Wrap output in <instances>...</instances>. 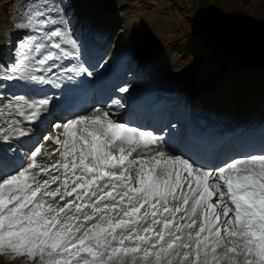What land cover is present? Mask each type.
<instances>
[{"label":"snow or ice","instance_id":"obj_1","mask_svg":"<svg viewBox=\"0 0 264 264\" xmlns=\"http://www.w3.org/2000/svg\"><path fill=\"white\" fill-rule=\"evenodd\" d=\"M53 12L44 4L16 25L33 33L8 70L16 78L50 84L57 62L78 57ZM49 104L17 110L31 122ZM56 127L49 155L59 159L41 166L36 147L25 167L0 176V253L39 264H264V154L197 166L100 108Z\"/></svg>","mask_w":264,"mask_h":264},{"label":"rangeland","instance_id":"obj_2","mask_svg":"<svg viewBox=\"0 0 264 264\" xmlns=\"http://www.w3.org/2000/svg\"><path fill=\"white\" fill-rule=\"evenodd\" d=\"M67 1L63 8L65 25L73 22L74 26L82 20L85 25L88 16L96 18L99 31L102 24H110L109 34L113 36L109 46L112 50L117 48V42L124 46L119 58L125 64L128 61L131 64L125 69V77L129 79L126 82L133 83L126 87L146 83L144 76L139 81L132 78L141 58L147 57L151 67L147 68L146 75L162 72L171 82H185L189 84V90L200 96L207 95L213 102L225 101L229 107L233 104V107L241 106L256 112L264 106V0H84L87 4L81 14L83 17L70 14L68 7L72 4ZM114 2L117 11L108 18ZM41 6L34 0H0V37L3 38L5 30L22 34L24 38L32 35L16 25L29 11ZM123 15L125 20L121 19ZM128 34L134 39L130 44L124 41ZM72 36L75 39V33ZM22 40L17 39L18 43L8 52L9 59L0 65V107L8 103L5 110L0 108L1 137L8 136L11 128L8 124L14 121L12 107L25 103L27 98V93H18L22 90L10 88L11 84H8L9 80L15 79L8 78L12 75L8 70L15 62ZM2 50L3 45L0 46ZM150 50H155V55H149ZM225 71L227 75L223 76ZM36 100L31 97L29 103ZM49 132L46 144L41 147L52 153L56 148L49 149L48 139L54 141L62 130L54 125ZM40 137L45 138L44 134ZM48 162L53 163L51 157ZM0 264L39 262L38 259L15 257L9 251L0 253Z\"/></svg>","mask_w":264,"mask_h":264},{"label":"bare ground","instance_id":"obj_3","mask_svg":"<svg viewBox=\"0 0 264 264\" xmlns=\"http://www.w3.org/2000/svg\"><path fill=\"white\" fill-rule=\"evenodd\" d=\"M80 2H81V5H83V6H85V4H87V3H85V1L84 2L80 1ZM116 11H117V7H116V3L114 2L113 6L109 10V13H108L107 17L110 18L111 16H113V14ZM121 19L125 20V16L123 15L121 17ZM89 21L90 22L93 21V22H91V28L92 29L98 30L100 28V27L95 25L96 18H94V17L87 18L86 22H89ZM102 26H103V29L105 30L106 29L105 26H109V25H107V23H104V24H102ZM117 26H119V25H117ZM125 31H127V28H126ZM108 35H109V33L105 36V40L108 37ZM8 41L6 39L0 37V46L3 45V47H4V43L7 44ZM124 41H126L128 43L129 42L132 43L134 41V39H133V37H130L129 34H128V36L126 37V39ZM122 42H120V43H122ZM116 45H117V48L114 49V50H111V54L109 55V57H111L115 52H116V56H117V53H119V52L123 53L122 45L120 46L119 42H117ZM144 46L147 47L146 45H144ZM155 53H156L155 50H150L148 54L149 55H155ZM147 63H149L148 60H147V57H142L140 65L144 66L145 68H148V64ZM130 65L131 64H130L129 61L125 64L126 67H130ZM228 69L229 68H226V70H228ZM121 74H122V77H123V73H121ZM234 74H235V72H234ZM226 75H227V72L225 71L223 76H226ZM213 77H214V75H213ZM54 78H58V77L57 76H52L49 79H51V80L53 79L54 80ZM20 82H21V80L17 81V84H18L17 86H19ZM125 84H127V83H125ZM26 85H31V83L29 82ZM122 86L123 85H119L118 88H120ZM143 87L145 89L150 88V89H152L151 91L161 90V91H163L165 93H168V94L177 95V97H181L180 99H178L179 102L182 101V100L185 101L189 97L188 94L192 95L195 92V91L189 90V88H188L189 84H187L185 82L174 81V80H173V82H171L170 80L166 79V76L162 72H154L152 74H149V76L147 77L146 83L138 85L137 87H135L132 90L135 91V90H138V89L143 88ZM150 89H147V90H150ZM185 93H187V95H185ZM200 93H201V91H200ZM44 98H46V96H43V97H41L39 99H44ZM202 98H204L205 100L212 101V99H210V98H205V97H202ZM202 102H204V101H202ZM28 104H29V101H26L23 104H20L18 106L12 107V116L14 117V121L12 123L8 124V127H11L10 130H9L8 136L7 137H3V136L1 137L0 136V147H6L7 146L6 142H7L8 139H10V140H15L16 138L18 139V141H16L17 144L14 145V147L11 148V154L14 156L15 161L6 162L7 166L5 168H3V169H1V165H0V176H4V175H7V174H12V173L16 172L17 170L25 167L30 162V159H31L30 154H31V150L33 148V143H32L33 139H35V138L38 139L37 143L40 145V147H41L42 144H45V142H43L38 137L37 130L33 131V128L35 129V128L41 126V122L43 120H46V118L51 119L54 116V114H50L51 108H49V106H46L45 110L42 111V114L36 120L30 122V121L26 120L24 118V116H21L19 114V111L17 110V109H19L20 111H24ZM65 106H66V104H63L62 108H65ZM200 106H202V103H199V102H197V103H195L193 105L192 114H193V116H194L196 121L221 123V120L217 119L216 117L211 116V114L208 111H206V110H202L200 112V114H198L199 111H200V108H199ZM0 108H1V110H5L6 109V108L2 109V107H0ZM234 108L239 110L238 112L244 114L246 117L249 116V112L245 111L242 107L234 106ZM258 112L259 113L264 112V106L261 105L259 107ZM174 122L175 121H173L172 124H174ZM64 123L59 124L58 122H55V123H52L51 126H53V125H56V126L57 125H61L62 126ZM241 125H244V124H241ZM19 129H23L25 134H20ZM60 129L62 130V127H60ZM60 139H64V137L60 136ZM48 141L50 143H53L57 147V145L54 143V141H52L51 139H49ZM160 141H161V147H162L163 151L169 153L170 155H175V154H173V150H172V147H171V144L169 143V141H167L165 139H160ZM53 144H51V146H53ZM27 147H29V148H27ZM43 149L44 148L41 147V151ZM55 155H58V154H55ZM50 157H52V155L44 153L43 156L41 157V159H43L44 161L47 162V161L50 160ZM1 161H3V159H1ZM37 163L39 164L38 159H37ZM212 169H216V168H212ZM5 170L7 171L6 173H5ZM52 173H54V172H52ZM58 174H60V173L56 172V175H58ZM44 177H45L44 175H41L39 177V179H43ZM52 188H54L53 185H52Z\"/></svg>","mask_w":264,"mask_h":264},{"label":"trees","instance_id":"obj_4","mask_svg":"<svg viewBox=\"0 0 264 264\" xmlns=\"http://www.w3.org/2000/svg\"><path fill=\"white\" fill-rule=\"evenodd\" d=\"M208 10H209V9H208ZM208 10H207V11H208Z\"/></svg>","mask_w":264,"mask_h":264}]
</instances>
